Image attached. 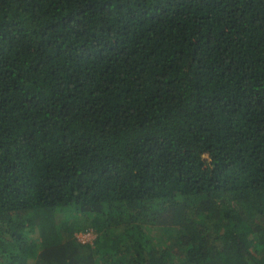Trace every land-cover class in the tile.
I'll list each match as a JSON object with an SVG mask.
<instances>
[{
    "label": "trees",
    "instance_id": "obj_1",
    "mask_svg": "<svg viewBox=\"0 0 264 264\" xmlns=\"http://www.w3.org/2000/svg\"><path fill=\"white\" fill-rule=\"evenodd\" d=\"M0 264H264V0H0Z\"/></svg>",
    "mask_w": 264,
    "mask_h": 264
},
{
    "label": "rangeland",
    "instance_id": "obj_2",
    "mask_svg": "<svg viewBox=\"0 0 264 264\" xmlns=\"http://www.w3.org/2000/svg\"><path fill=\"white\" fill-rule=\"evenodd\" d=\"M96 234L91 232H87V233H80L78 234V238L81 242H91L95 239ZM163 238V236L161 237Z\"/></svg>",
    "mask_w": 264,
    "mask_h": 264
}]
</instances>
